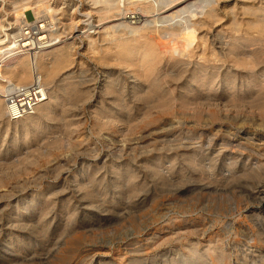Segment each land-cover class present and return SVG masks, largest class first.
I'll list each match as a JSON object with an SVG mask.
<instances>
[{
  "label": "rangeland",
  "instance_id": "rangeland-1",
  "mask_svg": "<svg viewBox=\"0 0 264 264\" xmlns=\"http://www.w3.org/2000/svg\"><path fill=\"white\" fill-rule=\"evenodd\" d=\"M57 1L59 38L73 32L76 45L53 78L81 81L83 93L79 100L62 92L68 110L29 127L26 143L20 123L0 125V264H264V240L256 235L264 236V221L259 227L254 217L264 209L254 201L264 191L257 185L264 182V82L240 81L258 66L264 72V33L253 46L260 51L255 62L233 66L235 86L224 81V67L213 89L181 98L182 82L171 96L160 87L137 98L126 77L127 99H118L126 110L116 123L103 124L92 109L107 74L121 68L77 37L84 4ZM217 4L221 14L209 35H247L245 4ZM25 17L31 20V13ZM231 157L245 171L224 183L214 180ZM112 164L120 171L116 178ZM81 166L105 174L89 178L87 195L69 186Z\"/></svg>",
  "mask_w": 264,
  "mask_h": 264
},
{
  "label": "bare ground",
  "instance_id": "bare-ground-1",
  "mask_svg": "<svg viewBox=\"0 0 264 264\" xmlns=\"http://www.w3.org/2000/svg\"><path fill=\"white\" fill-rule=\"evenodd\" d=\"M63 1L62 3H67L71 8L84 4L83 11L79 12L81 27L77 30L79 32L77 37L83 41V47L89 50L100 48V59L121 68L114 77L108 73V79L104 78L102 93L97 101L99 104L96 106L97 109L96 107L94 110L92 109L95 114L103 115L105 118L103 124L116 123L120 120L121 113L126 110L124 105L120 104L122 101L120 100V103L118 101L119 97L123 100L127 99V94L124 91L127 86L126 77L129 79L130 96L137 98L146 97L149 94L153 96L152 92L158 91L160 87H164L166 93L168 92L171 96L173 88L183 82L179 94L181 98H184L187 91L198 94L196 92L199 90L213 89L217 82L216 79L219 77V68H226L223 79L231 81L234 85L237 77L233 66L250 64L255 57L260 55L259 47L253 48V46L264 33V0L263 4L257 7L246 6L248 0H239L241 5L245 4L241 13L247 18L246 26L243 29L247 35L234 36L226 40L220 34L209 35L211 24L218 21L221 14L217 4L218 0ZM0 2L4 6L3 12L15 16V18L22 16L24 11L30 9L35 17L43 15L48 20L58 22L59 3L57 0H0ZM231 13H234V8L231 9ZM103 20L104 22H101ZM252 32H255L256 37H249ZM47 42L45 47L33 56L14 58L4 67L1 75L8 82L24 84L30 81L33 72L36 71L47 87V99L37 107L33 114L18 121L9 122L5 117L1 95L4 85L0 83V125L3 124L7 127L10 123H14V125L18 123L17 126H19L20 123L23 134L21 139H24L25 143L29 137V127L39 126L43 120L51 119L58 109L62 112L68 110V107L62 105L65 96H61L62 92L72 91L79 96L77 99L82 97L83 93L81 81H63V78L59 80L60 83H57L58 78H53L72 59L73 49L76 45V37L73 36V32H69L65 39L59 38L57 41L49 39ZM259 68L261 67L258 66V69H254L242 78L241 83H254L256 79L264 82V72H258ZM248 85L245 84V86ZM56 86H59L60 89H57ZM244 99L246 98L244 97ZM106 100H109V104H105ZM206 104L211 105L209 102ZM74 108L72 111L76 112L77 106ZM111 166L110 175L116 178L120 172H118V165L112 164ZM244 166L245 164L237 166V159L231 157L224 168L222 164L221 170L214 180L222 183L227 182L238 176L239 172L245 171ZM210 167L211 165L208 164L206 169H210ZM255 167L259 168L258 165ZM74 176L75 178L69 181V186L72 185L76 192L87 195L89 178L103 177L105 174L97 169L94 170L91 166H81L76 170ZM252 178L254 177L252 176ZM65 180L68 182L67 177ZM257 185L264 188L262 180L257 181ZM254 198L256 203L264 207V191L258 192ZM254 217H256L255 224L260 227L264 221V209L262 214H257ZM9 222L11 221L9 220ZM18 222L21 221L18 220ZM256 235L259 241L264 240V236H261L262 233L256 231ZM215 257H218L222 262L218 254H215Z\"/></svg>",
  "mask_w": 264,
  "mask_h": 264
},
{
  "label": "built area",
  "instance_id": "built-area-1",
  "mask_svg": "<svg viewBox=\"0 0 264 264\" xmlns=\"http://www.w3.org/2000/svg\"><path fill=\"white\" fill-rule=\"evenodd\" d=\"M3 10L0 2V83L4 85L1 95L6 119L15 122L33 114L47 99V87L36 71L28 83L8 82L1 76L4 67L16 57L33 56L40 52L47 40L57 41L60 33L57 22L43 15L35 17L31 10L24 11L22 16L16 18ZM26 12L31 13V20L26 19Z\"/></svg>",
  "mask_w": 264,
  "mask_h": 264
}]
</instances>
